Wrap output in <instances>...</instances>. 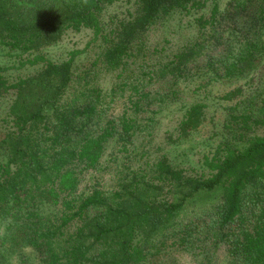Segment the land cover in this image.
Instances as JSON below:
<instances>
[{"label": "trees", "instance_id": "1", "mask_svg": "<svg viewBox=\"0 0 264 264\" xmlns=\"http://www.w3.org/2000/svg\"><path fill=\"white\" fill-rule=\"evenodd\" d=\"M115 1L0 0V45L16 51L18 66L39 65L33 75L10 82L9 67L0 64V99L15 94L0 137V264L26 247L42 264H156L152 258L164 248L192 249L196 240L202 264H213L208 240L227 242L229 264H264V134L255 133L264 127L263 46L248 42L217 71L206 69L226 41V23L248 26L242 30L247 38L264 24V16L252 12L256 5L264 10V0H248L252 6L240 1L226 13L216 2L198 21L197 38L169 60L153 63L143 54L146 32L175 10L189 13L206 0H140L135 16L104 33L103 10ZM243 12L250 18L240 25ZM84 27L93 30L92 41L105 40L104 67L120 69L109 92L93 82L95 70L76 74L75 59L83 50L62 62L43 52L68 29ZM193 67L209 80L251 75L248 81L263 85L254 95L244 97V85L224 95L238 113L227 118L213 155L203 156L201 174L173 165L166 154L132 168L130 147L137 149L135 136L144 126L139 110L151 97L149 85L186 78ZM121 97L129 104L117 116L114 105ZM205 107L195 102L185 108L179 138L202 124ZM105 172L115 174L112 187L105 186ZM87 174L91 183L84 189ZM194 202L198 206L190 209Z\"/></svg>", "mask_w": 264, "mask_h": 264}, {"label": "rangeland", "instance_id": "2", "mask_svg": "<svg viewBox=\"0 0 264 264\" xmlns=\"http://www.w3.org/2000/svg\"><path fill=\"white\" fill-rule=\"evenodd\" d=\"M248 0H206L200 8H195L187 13L183 10H175L169 16L159 20L145 34V50L148 62L153 63L157 60H169V56L176 52L179 47L188 43L190 40L199 36L198 21L205 16H209L216 2H219L220 10L225 13L228 10H236L235 3ZM140 0H118L107 4L102 13V23L104 33H110L121 20L129 19L138 13ZM251 4V3H250ZM252 6V4H251ZM250 6V7H251ZM264 7V3H263ZM253 14L264 16V10L253 6ZM250 18V13L243 12L240 15L239 24L246 23ZM200 27V28H199ZM248 26L232 28L229 23L225 24L224 45L218 47L213 52L212 63L206 69L209 72L216 70L223 62H231L239 50L245 48L248 42L260 43L263 47L260 54L264 58V24L259 23L257 32L252 33L248 38L243 37L242 30H247ZM94 32L91 28L84 27L80 31L68 29L57 43L44 49L45 55L55 62H62L70 57L73 50H83L75 59L76 74H84L88 70H95L96 76L92 74L93 82H96L104 92H109L111 87L118 81L120 69L108 70L101 62V52L106 45L102 37L92 41ZM20 58L16 51H9L7 47L0 45V64L9 69L5 72L10 82H15L19 78L33 75L39 69V65H19ZM97 62V64H96ZM16 64L18 67L11 68ZM264 65V59H263ZM133 67L136 64L132 65ZM194 68V67H193ZM263 68H260L262 71ZM198 69L195 67L193 73L186 78L175 79L169 77L160 82H153L149 85L151 97L141 101L139 116L144 122L135 136L134 151L130 147L131 159L129 164L132 168H140L148 162L152 163L159 156L166 154L170 162L180 168L186 169L188 173L201 174L203 172L202 159L205 154L213 155L223 138V131L227 118L231 114H237L232 105L235 101L225 99L224 95L239 85H244L243 96L254 95L253 89L260 88L263 84L255 81H248L251 75H244L236 78H221L216 76L209 80L208 77H199L196 74ZM135 74L140 75V70L136 68ZM215 74V72H213ZM128 95L129 92H126ZM13 90L6 93L0 99V137L7 131L8 126L2 119L6 116V110L14 100ZM195 102H204L205 119L202 124L189 136L179 138L177 130L178 123L183 116L185 108ZM129 104L126 98H119L115 103L114 114L121 116ZM132 111L130 110L129 113ZM10 126V125H9ZM147 126V127H146ZM13 128V127H12ZM264 134V127L255 129V133ZM254 133L253 131L250 132ZM124 156V153H119ZM126 154V153H125ZM103 173V170L100 172ZM103 181L106 187H112L116 181L114 172H105ZM90 174L84 177L81 188L90 186ZM190 209L198 206L192 203ZM195 204V205H194ZM189 209V210H190ZM55 206H51L49 212L54 211ZM188 211V210H187ZM186 214V213H183ZM188 214V213H187ZM186 214V216H188ZM237 231V229H236ZM209 238L213 239V233H209ZM210 252L212 253L213 264H229L231 257L229 245L226 241L212 243L208 240ZM193 247V248H192ZM187 249L182 246H170L164 248L158 256H154L152 261L156 264H202L204 254L199 248L196 240L194 246ZM202 247V246H200ZM23 252L24 255H21ZM5 264H42L37 257V253L30 247L10 254Z\"/></svg>", "mask_w": 264, "mask_h": 264}]
</instances>
